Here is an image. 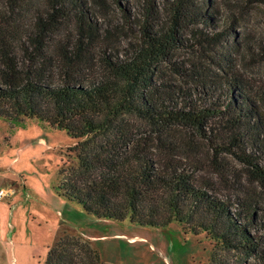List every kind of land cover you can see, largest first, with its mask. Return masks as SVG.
<instances>
[{"label":"trees","instance_id":"1","mask_svg":"<svg viewBox=\"0 0 264 264\" xmlns=\"http://www.w3.org/2000/svg\"><path fill=\"white\" fill-rule=\"evenodd\" d=\"M3 1L17 9L34 0ZM44 1L46 12L34 14L33 29L23 33L21 54L0 19V118L35 119L78 142L69 148L78 165L61 171V197L98 220L156 229L177 222L206 234L215 243L211 264H264L261 197L228 180L238 171L218 159L233 156L244 165L241 174L264 188V90L239 72L214 79L201 73L193 92L165 78L168 70L184 74L174 63L178 50L221 47L228 33L212 25L215 14L199 0H162L167 16L160 21L155 0H145L140 42L120 58L110 46L123 28L94 16L93 7L111 14L108 0ZM123 2L111 0L127 23L132 14ZM194 134L212 145L213 154L201 151L205 162L193 157L201 153ZM177 138L186 145L174 147ZM45 264L103 262L89 242L64 233Z\"/></svg>","mask_w":264,"mask_h":264},{"label":"rangeland","instance_id":"2","mask_svg":"<svg viewBox=\"0 0 264 264\" xmlns=\"http://www.w3.org/2000/svg\"><path fill=\"white\" fill-rule=\"evenodd\" d=\"M123 1L132 14L128 24L120 7L111 0H108L111 5L108 17L99 15L100 10L93 7L99 23L123 28L110 46L112 54L120 58L140 42L139 25L146 19L145 0ZM197 3L206 5L215 14L212 25L227 32V39L217 48L191 45L178 50L174 63L184 74L168 70L167 82L175 84L177 90L193 92L202 81L201 73L214 79L239 72L256 89L264 90V0H199ZM162 4V0L154 1L160 21L167 16ZM18 7L0 2V19L9 22L16 37L12 47H17L21 54V46L26 43L23 33L33 29L34 14L45 13L46 8L44 0L18 4ZM62 37L61 33L52 35L50 49ZM184 38L195 42L191 29L185 31ZM23 121L24 124H14L0 118V191L7 193L0 198V264H45L49 247L64 233L89 242L100 253L103 264H211L215 243L206 234L189 233L177 222L165 229H156L134 225L130 219L123 223L98 220L63 199L59 191L61 171L78 165L69 154V148L78 142L49 124L28 118ZM215 135H212L213 142L220 139ZM183 139H173L174 147L185 146ZM192 139L194 145L200 146L197 151L214 153L208 139L203 140L196 134ZM193 157L204 162L206 159L202 152ZM218 159L238 171L237 179L228 180L236 181L247 193L255 191L260 195L259 212L264 215V188L241 174L244 165L233 156L225 153ZM208 173L216 178L209 169ZM218 187L224 190L222 184ZM223 192L232 193L228 189Z\"/></svg>","mask_w":264,"mask_h":264},{"label":"built area","instance_id":"3","mask_svg":"<svg viewBox=\"0 0 264 264\" xmlns=\"http://www.w3.org/2000/svg\"><path fill=\"white\" fill-rule=\"evenodd\" d=\"M12 194H14V192L9 193V195H12ZM6 196H7V193H6L5 191L1 190V191H0V198H4V197H6Z\"/></svg>","mask_w":264,"mask_h":264},{"label":"crops","instance_id":"4","mask_svg":"<svg viewBox=\"0 0 264 264\" xmlns=\"http://www.w3.org/2000/svg\"><path fill=\"white\" fill-rule=\"evenodd\" d=\"M57 239H58V238H57ZM51 247H52V246H50L49 249H50ZM49 249H48V251H49Z\"/></svg>","mask_w":264,"mask_h":264}]
</instances>
